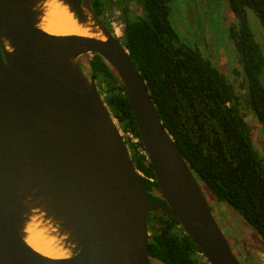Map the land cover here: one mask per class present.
Instances as JSON below:
<instances>
[{
	"label": "water",
	"instance_id": "1",
	"mask_svg": "<svg viewBox=\"0 0 264 264\" xmlns=\"http://www.w3.org/2000/svg\"><path fill=\"white\" fill-rule=\"evenodd\" d=\"M93 36L41 28L47 0H0V264H153L148 219H176L211 264H241L126 46L90 0H59ZM101 56L130 102L165 204L150 201L117 120L81 59ZM49 228L69 252L27 242Z\"/></svg>",
	"mask_w": 264,
	"mask_h": 264
},
{
	"label": "trees",
	"instance_id": "2",
	"mask_svg": "<svg viewBox=\"0 0 264 264\" xmlns=\"http://www.w3.org/2000/svg\"><path fill=\"white\" fill-rule=\"evenodd\" d=\"M104 1L93 0L96 7ZM171 1L139 0L141 16L123 12V44L146 82L164 128L202 189L238 211L264 243V161L253 146L241 97L217 66L181 41L170 19ZM227 3L240 21L238 30L231 29L246 75L240 88L248 109L264 123V52L247 17V10H253L264 28V0ZM90 55L84 57L85 74L105 85L104 102L119 129L139 139L138 145L129 147L133 165L150 201L165 204L147 156L138 151L144 148L118 78L101 56ZM148 223L153 264H197L192 257L199 250L176 219L158 212Z\"/></svg>",
	"mask_w": 264,
	"mask_h": 264
},
{
	"label": "rangeland",
	"instance_id": "3",
	"mask_svg": "<svg viewBox=\"0 0 264 264\" xmlns=\"http://www.w3.org/2000/svg\"><path fill=\"white\" fill-rule=\"evenodd\" d=\"M138 1L109 0L106 2L105 12L111 19V25L117 31L121 42H123V25L119 18L123 12L126 16L132 14L141 16L142 11ZM170 7L172 24L181 36V41L196 50H201L205 59L212 58L210 61L221 69L218 70L233 85L235 94L239 92L240 100H244V90H241L240 84L246 82V75L241 63V54L234 47L235 42L231 36V29L238 30L240 21L229 10L227 0H173ZM247 17L256 41L264 50V28L257 14L248 9ZM224 26L228 29L225 30ZM261 81L264 85V71ZM104 89V84L99 86L101 94L105 93ZM242 113L251 128L253 146L264 161V123L257 119L254 111L249 110L247 105L244 108V103ZM205 195L213 210L215 220L241 264H246L240 257L242 248H245V253L252 255L255 264H264V245L255 230L244 221L238 211L226 203L218 202L211 192L206 190Z\"/></svg>",
	"mask_w": 264,
	"mask_h": 264
},
{
	"label": "bare ground",
	"instance_id": "4",
	"mask_svg": "<svg viewBox=\"0 0 264 264\" xmlns=\"http://www.w3.org/2000/svg\"><path fill=\"white\" fill-rule=\"evenodd\" d=\"M44 15L42 17L41 28L46 32L59 35H81L93 36L90 29L77 23L68 8L59 0H47L43 5ZM42 225V224H41ZM45 226L32 229L28 227L27 242L38 252L53 258H66L69 252L62 246L60 240L52 231Z\"/></svg>",
	"mask_w": 264,
	"mask_h": 264
},
{
	"label": "flooded vegetation",
	"instance_id": "5",
	"mask_svg": "<svg viewBox=\"0 0 264 264\" xmlns=\"http://www.w3.org/2000/svg\"><path fill=\"white\" fill-rule=\"evenodd\" d=\"M79 1V0H78ZM91 1V8H92V10L94 11V13L96 14V16L99 18V20L101 21V23L107 28V29H109L120 41H121V39H120V37H119V35H118V33H117V31L112 27V25H111V19L107 16V13L105 12V8H106V3H105V1L104 2H102V4H100L101 6L100 7H96V4L93 2V0H90ZM107 2H109V0H106ZM118 2L120 1V0H117ZM173 1V0H172ZM171 1V2H172ZM79 2H81V1H79ZM228 8H229V5H228ZM229 10H230V8H229ZM231 11V10H230ZM170 19H171V16H170ZM119 20H120V18H119ZM121 21V20H120ZM171 22H172V20H171ZM123 25V24H122ZM173 25V24H172ZM222 26H223V24H222ZM225 30H227L228 28L226 27L225 28V26L223 27ZM122 31H123V26H122ZM177 31V30H176ZM123 33V32H122ZM123 35V34H122ZM180 36V35H179ZM232 36V35H231ZM123 37V36H122ZM180 38H181V36H180ZM234 42H235V39H234ZM123 43V42H122ZM220 44V43H219ZM222 46V45H221ZM220 46V47H221ZM234 47H236V45H235V43H234ZM262 48V47H261ZM237 49V48H236ZM262 50H263V48H262ZM199 52L201 51V50H198ZM263 52H264V50H263ZM200 53H202V51L200 52ZM207 57H209L208 55H207ZM210 58V57H209ZM211 59V61H212V58H210ZM210 59H208L207 58V60H209L210 61ZM81 61V63H82V65H83V69H84V72L86 73V70H87V68H85V65H86V63L84 62L85 60L83 59H81L80 60ZM219 68V67H218ZM220 69V68H219ZM221 70V69H220ZM88 77H90V78H93L94 79V81H95V83H96V85H97V89H98V91H99V93H100V95L103 97V100H104V97H105V94H101V92H100V90H99V86H102L103 84H101L100 83V81H98L96 78H94L93 76H88ZM99 83V84H98ZM101 84V85H100ZM239 93V92H238ZM238 93L236 94L237 96H238ZM244 95H245V92H244ZM243 103H244V108H245V106H246V103L244 102V100H240V104H241V110H242V107H243ZM248 108V107H247ZM220 203H223V202H220ZM158 213V212H157ZM150 217V216H149ZM149 224V223H148ZM181 227V226H180ZM259 240L261 241V243H263V241L260 239V237H259ZM263 245H264V243H263ZM198 248V247H197ZM198 250H199V252L197 251V252H195L194 253V255H193V259H194V261L197 263V264H211L210 262H209V260L203 255V253L201 252V250L198 248ZM246 251H245V248H242V249H240V257H241V260L243 261V262H245L246 264H255L254 263V259H253V257H252V255L251 254H249L248 252L247 253H245ZM251 255V256H250Z\"/></svg>",
	"mask_w": 264,
	"mask_h": 264
},
{
	"label": "built area",
	"instance_id": "6",
	"mask_svg": "<svg viewBox=\"0 0 264 264\" xmlns=\"http://www.w3.org/2000/svg\"><path fill=\"white\" fill-rule=\"evenodd\" d=\"M122 134H123V136H124V138H125V140L127 142L128 147H130L132 145H138L139 144V139L137 137H135V135L132 134L131 132H127V133H123L122 132ZM138 151L141 152L142 154L146 155L145 150L142 151V149L139 148Z\"/></svg>",
	"mask_w": 264,
	"mask_h": 264
}]
</instances>
